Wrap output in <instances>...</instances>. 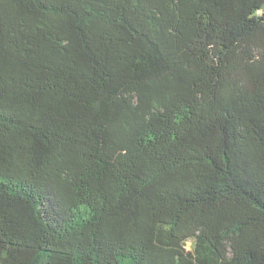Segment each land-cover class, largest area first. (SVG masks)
Instances as JSON below:
<instances>
[{
    "label": "trees",
    "instance_id": "trees-1",
    "mask_svg": "<svg viewBox=\"0 0 264 264\" xmlns=\"http://www.w3.org/2000/svg\"><path fill=\"white\" fill-rule=\"evenodd\" d=\"M0 264H264V0H0Z\"/></svg>",
    "mask_w": 264,
    "mask_h": 264
}]
</instances>
